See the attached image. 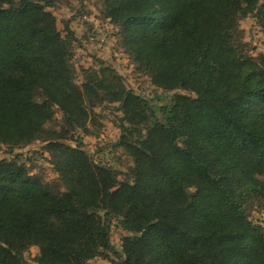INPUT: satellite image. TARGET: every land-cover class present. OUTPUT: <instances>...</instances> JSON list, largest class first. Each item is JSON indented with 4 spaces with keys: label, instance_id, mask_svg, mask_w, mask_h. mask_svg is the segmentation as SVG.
I'll return each instance as SVG.
<instances>
[{
    "label": "trees",
    "instance_id": "16d2710c",
    "mask_svg": "<svg viewBox=\"0 0 264 264\" xmlns=\"http://www.w3.org/2000/svg\"><path fill=\"white\" fill-rule=\"evenodd\" d=\"M138 71L164 92L156 106L105 62L77 83L74 32L54 0H0V144L35 142L58 175L0 160V264H264V55L241 28L264 30V0H101ZM122 114L115 148L129 176L96 163L78 135L100 108ZM59 110L60 128L51 124ZM75 142V145L69 142ZM116 222L126 233L119 252Z\"/></svg>",
    "mask_w": 264,
    "mask_h": 264
},
{
    "label": "rangeland",
    "instance_id": "374dc122",
    "mask_svg": "<svg viewBox=\"0 0 264 264\" xmlns=\"http://www.w3.org/2000/svg\"><path fill=\"white\" fill-rule=\"evenodd\" d=\"M57 18L59 30L65 34L69 27L76 36L73 47V63L77 69V83L82 84V70L98 68L105 62L113 66L124 78L128 88L136 94L151 100L153 105L169 104L173 92H164L155 87L151 79L138 71L136 65L124 52L117 37V29L103 17L104 7L101 0H54V7L49 9ZM241 28L245 32V41L253 48V54L264 55V30L257 25L253 17L244 19ZM98 123L90 125V133H79L84 149L96 163L109 166L120 172V179L129 176L132 168L131 159L122 149L115 148V142L120 135L118 121L122 114L116 106H107L97 110ZM63 115L57 110L51 126L60 128ZM75 145V142H69ZM43 142H35L25 149L12 151L0 144V160L17 157L24 162L32 174L39 175L50 183L58 180V175L50 164V157L44 151ZM250 219L264 227V206H254L250 209ZM126 233L116 222L113 223L111 240L114 248L121 252L122 240ZM39 249L35 246L25 254L26 264H37ZM90 264H110L103 258L92 260Z\"/></svg>",
    "mask_w": 264,
    "mask_h": 264
}]
</instances>
